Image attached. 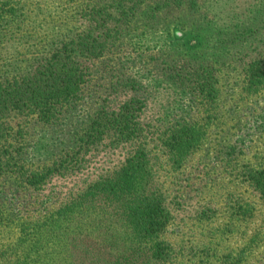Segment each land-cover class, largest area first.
<instances>
[{
	"label": "rangeland",
	"instance_id": "374dc122",
	"mask_svg": "<svg viewBox=\"0 0 264 264\" xmlns=\"http://www.w3.org/2000/svg\"><path fill=\"white\" fill-rule=\"evenodd\" d=\"M92 1L0 0V80L86 31ZM144 1L123 41L94 62L77 104L50 125L34 117L20 124L18 168L0 178V244L18 247L29 264H159V243L169 248L165 264H264V199L244 179L248 166L264 163V88L249 93L244 84L245 64L264 50V0H195V8L163 12L159 0ZM206 64L217 71L219 122L202 145L173 168L150 144L153 179L106 191L135 148L106 141L75 157L94 112L105 100L118 106L137 96L146 134L155 136L198 119L201 106L171 76ZM60 161L63 174L25 184V173ZM144 199L161 200L169 214L157 236L130 219Z\"/></svg>",
	"mask_w": 264,
	"mask_h": 264
},
{
	"label": "trees",
	"instance_id": "16d2710c",
	"mask_svg": "<svg viewBox=\"0 0 264 264\" xmlns=\"http://www.w3.org/2000/svg\"><path fill=\"white\" fill-rule=\"evenodd\" d=\"M159 0L156 11L195 8V0ZM144 0H93L84 14L86 31L75 39L62 44L51 55L34 65L27 73L10 80H0V178L13 167L18 168L16 145L21 133L20 124L34 117L43 124L54 123L65 108L77 104L84 86L89 82L90 70L128 34L132 23L138 19ZM155 10L152 8V11ZM171 80L189 94L201 106L198 119L189 117L175 125L161 129L155 136L146 134L141 122L144 100L130 97L112 106L105 100L94 112L75 157H79L101 143L118 147L134 145L132 155L121 166L115 178L104 185L106 191L116 190L128 179L144 177L153 179L154 155L149 145L158 147L160 158L173 168L193 154L205 141L212 126L219 122V88L216 69L212 65L174 68ZM244 84L249 93L264 88V50H260L244 67ZM15 160V161H14ZM75 164L77 160H74ZM66 162L60 161L39 171L23 175L25 184L31 187L43 185L54 174H63ZM70 165V163H68ZM245 181L264 199V163L248 166ZM129 216L135 229L145 236H157L165 231L169 214L159 199H144L130 208ZM169 248L158 244L154 260L159 264L169 261ZM18 247L0 244V264H29L27 257L20 258Z\"/></svg>",
	"mask_w": 264,
	"mask_h": 264
}]
</instances>
